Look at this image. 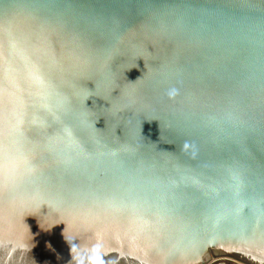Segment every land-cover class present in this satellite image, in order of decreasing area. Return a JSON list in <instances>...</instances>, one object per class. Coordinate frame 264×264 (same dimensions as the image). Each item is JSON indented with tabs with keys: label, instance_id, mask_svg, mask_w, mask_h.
Masks as SVG:
<instances>
[{
	"label": "water",
	"instance_id": "water-1",
	"mask_svg": "<svg viewBox=\"0 0 264 264\" xmlns=\"http://www.w3.org/2000/svg\"><path fill=\"white\" fill-rule=\"evenodd\" d=\"M264 264V0H0V264Z\"/></svg>",
	"mask_w": 264,
	"mask_h": 264
},
{
	"label": "clouds",
	"instance_id": "clouds-1",
	"mask_svg": "<svg viewBox=\"0 0 264 264\" xmlns=\"http://www.w3.org/2000/svg\"><path fill=\"white\" fill-rule=\"evenodd\" d=\"M91 264H103V258L100 252V245L94 246L91 250V254L88 256Z\"/></svg>",
	"mask_w": 264,
	"mask_h": 264
},
{
	"label": "rangeland",
	"instance_id": "rangeland-1",
	"mask_svg": "<svg viewBox=\"0 0 264 264\" xmlns=\"http://www.w3.org/2000/svg\"><path fill=\"white\" fill-rule=\"evenodd\" d=\"M216 264H237L235 262H231V261H222V262H218ZM239 264V263H238Z\"/></svg>",
	"mask_w": 264,
	"mask_h": 264
},
{
	"label": "bare ground",
	"instance_id": "bare-ground-1",
	"mask_svg": "<svg viewBox=\"0 0 264 264\" xmlns=\"http://www.w3.org/2000/svg\"><path fill=\"white\" fill-rule=\"evenodd\" d=\"M222 261H226V260H219V261H217V262H215L214 264H216V263H218V262H222ZM231 262H233V261H231ZM236 263V262H235ZM238 264V263H237Z\"/></svg>",
	"mask_w": 264,
	"mask_h": 264
}]
</instances>
